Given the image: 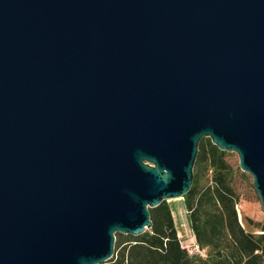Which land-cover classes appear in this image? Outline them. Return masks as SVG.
<instances>
[{"label": "water", "instance_id": "95a60500", "mask_svg": "<svg viewBox=\"0 0 264 264\" xmlns=\"http://www.w3.org/2000/svg\"><path fill=\"white\" fill-rule=\"evenodd\" d=\"M203 138L264 208V0H0V264H105Z\"/></svg>", "mask_w": 264, "mask_h": 264}, {"label": "trees", "instance_id": "16d2710c", "mask_svg": "<svg viewBox=\"0 0 264 264\" xmlns=\"http://www.w3.org/2000/svg\"><path fill=\"white\" fill-rule=\"evenodd\" d=\"M224 156L225 151L210 138L201 140L195 166L212 169V184L200 187V176L194 172L192 188L184 196L189 224L199 247L208 249L211 264H260L264 261V229L256 236L239 221L238 197L228 182L229 165ZM149 211L152 227L139 236L128 235V239L118 233L115 254L105 264H192L168 202Z\"/></svg>", "mask_w": 264, "mask_h": 264}, {"label": "rangeland", "instance_id": "374dc122", "mask_svg": "<svg viewBox=\"0 0 264 264\" xmlns=\"http://www.w3.org/2000/svg\"><path fill=\"white\" fill-rule=\"evenodd\" d=\"M225 161L229 165L228 169V182L233 187L238 197V203L236 205L239 221L247 232L254 233L258 236L264 229V208L262 206L259 195L253 184V177L244 172L239 166V157L235 152H225ZM200 176V187H205L212 184V169L207 168L205 165L194 168ZM168 205L172 209L183 210L184 215L188 216L186 208V201L184 198L174 199L168 201ZM187 211V212H186ZM189 219V218H188ZM250 221L252 223H250ZM124 238L128 239V235H123ZM181 245L187 250L188 257L192 264H203L207 261L209 264L212 263L211 256L208 253L207 248H200L194 240L185 242L180 239ZM264 260V259H263ZM260 264H264L262 261Z\"/></svg>", "mask_w": 264, "mask_h": 264}, {"label": "bare ground", "instance_id": "6f19581e", "mask_svg": "<svg viewBox=\"0 0 264 264\" xmlns=\"http://www.w3.org/2000/svg\"><path fill=\"white\" fill-rule=\"evenodd\" d=\"M179 238L185 242L194 240V233L190 227L188 218L184 215L183 210L173 209L172 211Z\"/></svg>", "mask_w": 264, "mask_h": 264}, {"label": "crops", "instance_id": "0c3cea01", "mask_svg": "<svg viewBox=\"0 0 264 264\" xmlns=\"http://www.w3.org/2000/svg\"><path fill=\"white\" fill-rule=\"evenodd\" d=\"M172 211H173V208L171 209ZM187 212V211H186ZM187 218H188V216H187ZM173 219H174V217H173ZM189 220V219H188ZM174 223H175V220H174ZM175 227H176V224H175ZM176 229H177V227H176ZM178 232V231H177ZM179 235V234H178Z\"/></svg>", "mask_w": 264, "mask_h": 264}]
</instances>
